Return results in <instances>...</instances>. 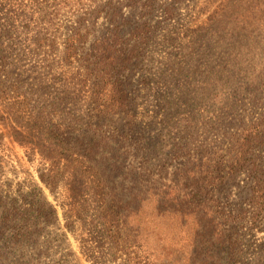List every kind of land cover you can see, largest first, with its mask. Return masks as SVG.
<instances>
[{
    "label": "rangeland",
    "instance_id": "rangeland-1",
    "mask_svg": "<svg viewBox=\"0 0 264 264\" xmlns=\"http://www.w3.org/2000/svg\"><path fill=\"white\" fill-rule=\"evenodd\" d=\"M118 25L121 37L109 52L119 58L100 83L110 82L104 99L122 89L128 111L99 116L93 110L99 71L88 61L97 40L113 38ZM68 54L73 63L63 61ZM0 56L11 63L33 118L47 122L15 120L0 103V205L15 200L22 212L0 223V264H109L90 181L70 164L54 189L39 179L55 156L50 119L83 133L78 147L109 150L119 166L115 178L125 184L141 180L142 164L170 175L198 156L214 162L226 131L264 105V0H0ZM132 119L139 130L133 137L143 138L128 145L120 137ZM245 183L242 174L227 184L226 211L242 204ZM38 191L56 218L30 235L23 232L26 210ZM149 202L140 230L158 264H212L191 255L192 228L157 218ZM226 234L232 242L217 249L219 264H264V225L244 222Z\"/></svg>",
    "mask_w": 264,
    "mask_h": 264
},
{
    "label": "trees",
    "instance_id": "trees-1",
    "mask_svg": "<svg viewBox=\"0 0 264 264\" xmlns=\"http://www.w3.org/2000/svg\"><path fill=\"white\" fill-rule=\"evenodd\" d=\"M111 32L114 33L113 38L101 37L97 40L99 45L94 48L88 61V65L92 66L89 70L99 71L93 85V110L96 115L105 117L120 113L121 110L128 111L122 89L114 88L111 97H108L109 100L103 97L104 92L108 91L106 85L110 82L103 84L100 80L105 81L107 70L114 67L113 60L119 58L118 53H110L109 50L113 46L112 42L121 37V34H118L121 33L120 25L113 26ZM73 60L75 58L70 54L63 57L64 62L73 63ZM10 64L0 56V103L9 108L15 120L27 119L35 124H47L44 118H33L30 99L19 82L13 79ZM260 100H263L262 97ZM253 104L259 106L255 102ZM263 107L264 105H260L261 112L252 115L249 120L240 118L238 125L230 128L231 132L226 131L222 141L216 144L218 158L214 162L206 154L207 158L204 160V157L198 156L187 162L188 165L176 168L170 175L163 169L154 172L142 164L139 169L141 180L131 182L132 185L115 178L114 171H117L119 166L113 162L115 156H112L109 150L78 147L75 143L83 133L76 135L78 129L74 125H65L61 121L54 123L50 119L48 138L56 147L55 156L49 167L39 173V179L47 187L54 189L60 182L59 177L65 164H70L90 181L101 232L111 247L109 264H158V261L144 250L140 230L141 214L150 199L154 202L155 207L152 210L157 218L168 217L178 222V228H192L191 255L203 261L210 259L212 264H219L221 259L217 249H222L232 242V236L226 234V231L242 227L244 222L256 227L264 225ZM122 125L124 129L128 127V132L120 138H124L128 145L136 144L143 138L132 135V132H139L138 123L134 119ZM124 129H121V132H125ZM242 174L246 176V187L243 186L245 189L241 194L246 197L242 204L236 205L232 211H226L221 205V200L229 199L231 194L225 188L230 181L236 180ZM151 175L156 178V183L149 179ZM163 176L169 177L170 183L174 184L168 185L162 179ZM174 176H179L180 179L175 181ZM158 180L167 185L159 184ZM29 202L30 210H26L29 215L23 232L31 235L40 232L42 225H48L51 218L55 220L56 210L49 201L42 198L41 191ZM0 206L3 209L0 211V223L6 224L9 218L11 221L18 219L17 216L22 213L15 200ZM233 246H237L236 241ZM192 263L194 264V259Z\"/></svg>",
    "mask_w": 264,
    "mask_h": 264
}]
</instances>
